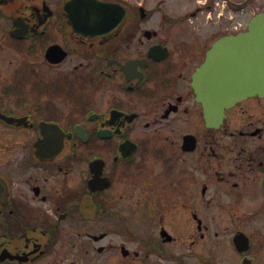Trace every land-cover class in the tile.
I'll use <instances>...</instances> for the list:
<instances>
[{"label":"flooded vegetation","instance_id":"af4514ba","mask_svg":"<svg viewBox=\"0 0 264 264\" xmlns=\"http://www.w3.org/2000/svg\"><path fill=\"white\" fill-rule=\"evenodd\" d=\"M252 3L0 0V264H264V95L195 85Z\"/></svg>","mask_w":264,"mask_h":264},{"label":"water","instance_id":"95a60500","mask_svg":"<svg viewBox=\"0 0 264 264\" xmlns=\"http://www.w3.org/2000/svg\"><path fill=\"white\" fill-rule=\"evenodd\" d=\"M195 85L199 98L213 112L264 95V11L254 15L248 31L213 45L195 75Z\"/></svg>","mask_w":264,"mask_h":264},{"label":"rangeland","instance_id":"374dc122","mask_svg":"<svg viewBox=\"0 0 264 264\" xmlns=\"http://www.w3.org/2000/svg\"><path fill=\"white\" fill-rule=\"evenodd\" d=\"M206 1L208 0H146L147 3L151 2V4H148V8L154 7L156 3L158 7V16H164V13L172 12L176 17L182 15H184L185 17L187 13H197L199 17H204L205 14H207L204 8V3H206ZM217 1L219 3L221 2V0ZM237 1L240 2L241 0ZM251 5L252 6L248 11L231 16H237L240 21L245 22L255 14L264 11V0H253V3ZM227 14L228 13H225V17H228Z\"/></svg>","mask_w":264,"mask_h":264}]
</instances>
